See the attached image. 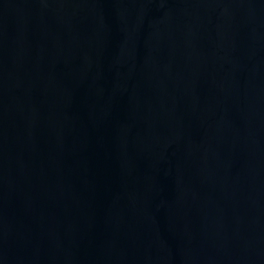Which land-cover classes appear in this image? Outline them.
Listing matches in <instances>:
<instances>
[{
	"label": "water",
	"instance_id": "1",
	"mask_svg": "<svg viewBox=\"0 0 264 264\" xmlns=\"http://www.w3.org/2000/svg\"><path fill=\"white\" fill-rule=\"evenodd\" d=\"M0 264H264V0H0Z\"/></svg>",
	"mask_w": 264,
	"mask_h": 264
}]
</instances>
